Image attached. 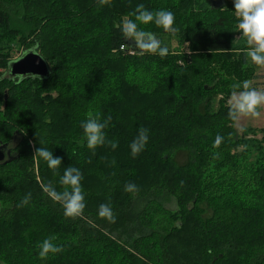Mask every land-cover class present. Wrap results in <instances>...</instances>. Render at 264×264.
Listing matches in <instances>:
<instances>
[{
  "label": "trees",
  "instance_id": "trees-1",
  "mask_svg": "<svg viewBox=\"0 0 264 264\" xmlns=\"http://www.w3.org/2000/svg\"><path fill=\"white\" fill-rule=\"evenodd\" d=\"M141 3L172 11L176 31L139 27L189 43V54H131L136 46L117 25L134 20ZM209 3L0 0V147L16 150L14 161L0 162V264H264V131L239 133L225 103L255 68L247 43L234 44L233 0L218 11ZM27 41L33 46L22 49L48 62L47 78L10 76L14 48ZM97 114L111 121L93 152L81 122ZM141 127L149 140L133 158L129 144ZM217 134L224 139L214 146ZM39 147L68 161L49 169L34 157ZM64 165L82 172L79 216L65 217L42 190H63ZM141 176L152 178L147 188L124 191ZM104 203L114 223L97 215ZM48 236L63 251L42 260L37 245Z\"/></svg>",
  "mask_w": 264,
  "mask_h": 264
},
{
  "label": "clouds",
  "instance_id": "clouds-1",
  "mask_svg": "<svg viewBox=\"0 0 264 264\" xmlns=\"http://www.w3.org/2000/svg\"><path fill=\"white\" fill-rule=\"evenodd\" d=\"M100 2L103 3V0H100ZM233 5L235 9L233 12L238 18L239 37L245 39L248 45L245 59L248 60L250 58L253 65L264 68V0H233ZM133 15L135 17L134 20L122 17L117 25L122 38L131 40L141 55L147 53L157 55L160 58L166 57L169 54L168 45L162 43L153 32L141 29L139 24L148 25L153 23L157 28H162L165 32L174 33L176 31L174 13L170 10L150 11L141 3L135 7ZM225 103L227 105V118L239 131L241 130L240 122L243 119H259L264 113V88L255 85L250 79H245L233 86V90L228 95ZM110 121L111 116L101 120L97 114L89 116L85 121L81 122L83 138L89 150L94 152L98 146L105 145L106 136L104 129ZM223 139L221 135L217 134L213 145L219 146ZM148 140V129L139 128L129 144L130 154L133 158L144 150ZM107 143L112 149L117 147V144L112 141H107ZM34 157H39L46 161L49 169L53 170L62 163L60 157H54L53 152L44 147L37 148ZM82 179V172L79 168L68 166L65 167L59 181L60 185L63 186L62 191H57L50 184H46L42 188L48 198L63 207L65 217L79 216L85 208V196L81 187ZM137 190V185L132 182L124 185L125 192L133 193ZM30 201L31 193L29 192L19 202L18 207L27 206ZM97 215L107 219L109 222H115L113 209L109 204H100ZM55 240V236H48L39 242L37 255L40 259H47L49 255L63 251L62 246L54 243Z\"/></svg>",
  "mask_w": 264,
  "mask_h": 264
},
{
  "label": "rangeland",
  "instance_id": "rangeland-1",
  "mask_svg": "<svg viewBox=\"0 0 264 264\" xmlns=\"http://www.w3.org/2000/svg\"><path fill=\"white\" fill-rule=\"evenodd\" d=\"M83 4H84V2H83ZM235 30H236V32H234V42H235L234 44H236V45L243 44L245 46L246 40L245 39H241L239 37L240 34H239L238 26L235 27ZM161 41H162V43L168 45L169 50H182L183 52H180L179 53L181 55H183V54L184 55H187L190 52L189 51V46H190L189 43L188 44H185V45H182L180 47V46L177 45V43H176V41L174 39L173 40H169L167 38H164ZM32 46H33L32 43H30V41H27V43L22 44L21 47H18L17 46L16 48H14L13 61H16V60L22 58L24 55H26L30 51L37 52L35 49H31L30 51H27L25 49H22V47L31 48ZM54 46L55 45L53 44V42H51V45H49L50 48H52ZM132 51H131V54L134 55L135 54L134 52H136V51L135 50H132ZM249 61H251L250 58H249ZM179 62H181V60H179ZM250 64H251V66H253L255 68V71H253V73H255L254 74L255 77L253 78L252 81L254 82L255 85L264 88V68L257 67L255 65H253L251 62H250ZM251 128H256V129H259V130H263L264 131V113H262V115H261V117L259 119H252V118L243 119L240 122V129L241 130H239L238 132L242 134V132L244 130L251 129ZM263 136H264V133L261 132V131L257 135V137L260 138V139ZM15 155H16V153L15 154H12V157H15ZM5 156H6V159H8L6 153H5ZM61 160H62V162L65 163L66 161H68V158H65V161L63 159H61ZM34 164H35V169H36L37 174H38L40 172L39 161L37 159H35L34 160ZM68 166L69 165H64V167H68ZM134 180H136V181H132L131 180L130 182H132L135 185H137V188H141V189L143 188V189H145V188H147L150 185V182H151L152 178L149 177L148 180H147L145 177L142 178V176H141V177H139V180H137L136 178ZM167 207L170 210H176V208H177L175 202L174 203H170L169 205H167Z\"/></svg>",
  "mask_w": 264,
  "mask_h": 264
},
{
  "label": "water",
  "instance_id": "water-1",
  "mask_svg": "<svg viewBox=\"0 0 264 264\" xmlns=\"http://www.w3.org/2000/svg\"><path fill=\"white\" fill-rule=\"evenodd\" d=\"M211 7L213 9H223L226 4V0H209ZM135 51L137 50L136 47L131 46V49ZM10 76L12 78H24L27 76L33 77H41L47 78L50 74V66L48 62L38 53V52H28L22 58L13 61L10 65ZM9 145H4L0 147V162L9 163L16 159V157H12L10 151L8 150ZM5 150L8 151V159L5 156Z\"/></svg>",
  "mask_w": 264,
  "mask_h": 264
},
{
  "label": "flooded vegetation",
  "instance_id": "flooded-vegetation-1",
  "mask_svg": "<svg viewBox=\"0 0 264 264\" xmlns=\"http://www.w3.org/2000/svg\"><path fill=\"white\" fill-rule=\"evenodd\" d=\"M14 149H15L14 146H9V147H8V150L10 151L11 156H12V154H15V153H16V150H14ZM5 153L8 154V151L5 150ZM7 156H8V155H7Z\"/></svg>",
  "mask_w": 264,
  "mask_h": 264
},
{
  "label": "built area",
  "instance_id": "built-area-1",
  "mask_svg": "<svg viewBox=\"0 0 264 264\" xmlns=\"http://www.w3.org/2000/svg\"><path fill=\"white\" fill-rule=\"evenodd\" d=\"M122 50H124V48L122 47Z\"/></svg>",
  "mask_w": 264,
  "mask_h": 264
}]
</instances>
